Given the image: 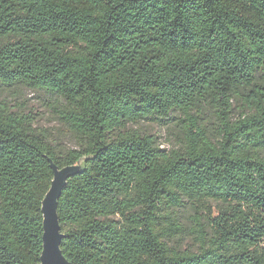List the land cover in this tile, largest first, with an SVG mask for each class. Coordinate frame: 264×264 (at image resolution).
Here are the masks:
<instances>
[{"label": "trees", "instance_id": "16d2710c", "mask_svg": "<svg viewBox=\"0 0 264 264\" xmlns=\"http://www.w3.org/2000/svg\"><path fill=\"white\" fill-rule=\"evenodd\" d=\"M49 160H83L58 205L69 264H264V0H0V264H41Z\"/></svg>", "mask_w": 264, "mask_h": 264}, {"label": "rangeland", "instance_id": "374dc122", "mask_svg": "<svg viewBox=\"0 0 264 264\" xmlns=\"http://www.w3.org/2000/svg\"><path fill=\"white\" fill-rule=\"evenodd\" d=\"M3 98L10 102L14 109L19 106L24 109L27 114H31L36 119V127L48 131L50 141L58 149L62 151L79 150L76 140L62 126L58 116L52 108H50L51 98L44 92L32 91L24 88H15L3 95ZM236 109H239L237 107ZM238 116V113H236ZM211 118V115L209 116ZM213 123V118L211 119ZM216 126L212 125V128ZM135 130L157 136V146L162 149L170 150L174 147L176 140L173 131L159 126L157 123L144 122L132 127ZM192 241H187L184 247L192 246Z\"/></svg>", "mask_w": 264, "mask_h": 264}, {"label": "water", "instance_id": "95a60500", "mask_svg": "<svg viewBox=\"0 0 264 264\" xmlns=\"http://www.w3.org/2000/svg\"><path fill=\"white\" fill-rule=\"evenodd\" d=\"M82 161L78 165L59 169L52 160H49L54 178L42 203L43 251L41 264H69L61 250L65 237L61 233L58 205L69 179L83 173L81 170Z\"/></svg>", "mask_w": 264, "mask_h": 264}]
</instances>
